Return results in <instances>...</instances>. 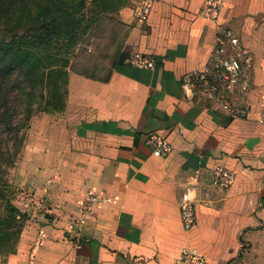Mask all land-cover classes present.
I'll return each instance as SVG.
<instances>
[{"label": "crops", "instance_id": "obj_1", "mask_svg": "<svg viewBox=\"0 0 264 264\" xmlns=\"http://www.w3.org/2000/svg\"><path fill=\"white\" fill-rule=\"evenodd\" d=\"M205 3L153 0L144 22L122 7L106 75L69 70L60 112L31 117L13 182L28 217L2 264H187L178 259L184 246L206 264L247 252L264 264V0H223L215 21L203 15ZM225 26L252 56L249 89L230 95L248 105L245 118L180 85L209 62ZM135 53L154 66H133ZM150 133L171 142L167 156L151 153ZM218 165L235 172L228 189L211 183ZM187 188L195 195L191 230L179 210ZM87 190L104 200L85 210Z\"/></svg>", "mask_w": 264, "mask_h": 264}, {"label": "trees", "instance_id": "obj_2", "mask_svg": "<svg viewBox=\"0 0 264 264\" xmlns=\"http://www.w3.org/2000/svg\"><path fill=\"white\" fill-rule=\"evenodd\" d=\"M3 1L0 0V4L3 5ZM8 1L9 6L0 18V124H6L13 131L12 153L16 155L19 142L25 139L23 132L18 134L19 128H27L28 120L35 113L60 111L64 106L67 74L73 69L67 68L66 56L55 59V52L45 51L44 47L53 38L71 30L74 12L81 4L74 8V0ZM18 7L21 8L20 12ZM60 81L63 82L62 90L58 85ZM35 92H38L39 100ZM28 93L32 99L25 105L23 122L20 118L12 124V117L16 115L11 105L12 98H20V95ZM7 191L4 186H0V196H4ZM6 213L10 222L7 229H11L13 223L18 226L19 232L14 238L16 243L25 212L10 205ZM4 236L11 241L7 233Z\"/></svg>", "mask_w": 264, "mask_h": 264}, {"label": "built area", "instance_id": "obj_3", "mask_svg": "<svg viewBox=\"0 0 264 264\" xmlns=\"http://www.w3.org/2000/svg\"><path fill=\"white\" fill-rule=\"evenodd\" d=\"M223 0H206L203 15L215 21ZM153 0H136L132 6V13L136 20L144 22L152 10ZM137 68H152L154 60L143 53H135L130 60ZM252 66L250 50L240 44L239 38L230 26L220 28L216 32L214 48L209 62L200 70H190L181 77V88L189 96H204L226 112L230 117L245 118L248 113L247 104H239L230 95L236 96L239 90L249 89V79L245 72ZM257 121L264 123V94L261 96V107ZM146 143L151 153L158 157L167 156L173 149L171 142L165 137L150 133ZM235 172L230 168L218 165L214 168L211 183L219 189H228L235 180ZM204 200L210 197L209 190L203 191ZM104 200L92 190L84 195L83 208L88 209L91 204ZM179 210L182 227L191 230L196 227L195 195L187 188L179 200ZM181 262L187 264H206V257L202 252L190 247H182L178 256Z\"/></svg>", "mask_w": 264, "mask_h": 264}, {"label": "rangeland", "instance_id": "obj_4", "mask_svg": "<svg viewBox=\"0 0 264 264\" xmlns=\"http://www.w3.org/2000/svg\"><path fill=\"white\" fill-rule=\"evenodd\" d=\"M135 0H74L73 7L77 8L79 4L81 7L74 12L72 18L73 27L69 32L62 33L58 37L53 38L46 47L45 51L55 52V59L68 58L67 68L74 71L84 72L96 77H103L111 68V63L114 59L115 46L110 43V38L115 35L117 29V17L119 10L124 6H133ZM35 3V1H33ZM9 1L4 0L3 5L0 4V18L4 16ZM18 12L21 8L18 7ZM4 24V23H3ZM54 76V75H53ZM60 90L63 88V82L58 83ZM38 92H35L37 97ZM27 95V96H26ZM20 95V98H12V106L16 112L15 117H12V124L14 121L25 115V105L31 101L28 94ZM37 100L39 98L37 97ZM35 104L32 105L34 107ZM54 111L52 113H59ZM37 114V113H35ZM34 115V114H33ZM31 119V118H30ZM28 120V127L30 123ZM13 126V125H12ZM27 128H19L18 134L24 133L26 138ZM13 131L7 128L6 124H0V186H4L7 193L0 196V264H2L11 250L15 249V236L18 234V226L12 224L11 229H7L10 222H8L7 209L10 205L23 208L25 202V195L22 193L20 187L14 185V170L19 159L24 140L20 141L18 151L13 154L14 147L12 145ZM24 212V211H23ZM18 216V215H17ZM28 213L25 211V220ZM21 222V225L25 223ZM8 230V231H6ZM4 233L11 237L9 242ZM231 264H255L251 255L242 253L238 258H235Z\"/></svg>", "mask_w": 264, "mask_h": 264}]
</instances>
